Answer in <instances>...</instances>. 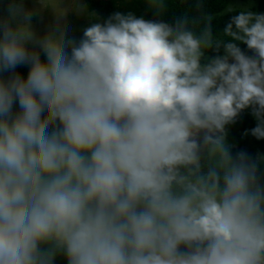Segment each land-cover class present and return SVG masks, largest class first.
Masks as SVG:
<instances>
[{
    "label": "clouds",
    "instance_id": "clouds-1",
    "mask_svg": "<svg viewBox=\"0 0 264 264\" xmlns=\"http://www.w3.org/2000/svg\"><path fill=\"white\" fill-rule=\"evenodd\" d=\"M211 20L117 11L79 42L0 20V264H264V184L222 135L251 109L264 139V13L227 42ZM201 133L222 173H200Z\"/></svg>",
    "mask_w": 264,
    "mask_h": 264
},
{
    "label": "trees",
    "instance_id": "trees-1",
    "mask_svg": "<svg viewBox=\"0 0 264 264\" xmlns=\"http://www.w3.org/2000/svg\"><path fill=\"white\" fill-rule=\"evenodd\" d=\"M20 0H0V20H6L13 25L11 12ZM160 0H155L159 3ZM163 10H158L153 0H84L85 6L89 11L88 25L95 22H103L114 12L124 14L132 13L138 18L145 20H162L172 24L182 16L189 18V27L199 35L203 29V17L211 16L212 34L214 39H220L224 42L230 40V37L224 36L223 31L230 18L242 10L252 11L254 13H264V0H162ZM229 4H231L229 6ZM231 8L232 11H228ZM194 22V23H193ZM238 43L239 47L246 55L252 56L253 53L247 49L246 45ZM223 54V47L217 53L215 48L205 49V57L211 59L216 55ZM41 59H44L43 51L40 52ZM207 60L202 58L201 63ZM17 71L22 75L27 74L28 66H20ZM10 73H4V78ZM257 125V120L251 113V109H245L235 118V121L225 126L223 144L227 148L233 161H236L237 154L246 153L249 163L257 167V176L260 182L264 184V139H257L251 135V129ZM200 146V173H207L210 168H217L221 173L222 168H218L220 160L219 154L211 150V145H205L202 142ZM182 175L188 176L194 180L195 175H190L187 169L181 168ZM174 192L180 194L183 192L181 185H174ZM54 264H67L65 257L58 255Z\"/></svg>",
    "mask_w": 264,
    "mask_h": 264
},
{
    "label": "rangeland",
    "instance_id": "rangeland-1",
    "mask_svg": "<svg viewBox=\"0 0 264 264\" xmlns=\"http://www.w3.org/2000/svg\"><path fill=\"white\" fill-rule=\"evenodd\" d=\"M11 18L13 26L26 28L37 42L60 34L66 40L79 42L83 30L89 26L84 0H20ZM26 47L42 51L38 43L28 42Z\"/></svg>",
    "mask_w": 264,
    "mask_h": 264
}]
</instances>
